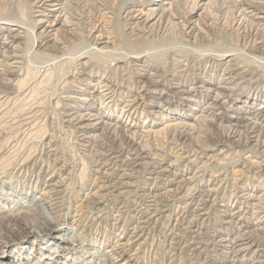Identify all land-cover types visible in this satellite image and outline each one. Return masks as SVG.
Here are the masks:
<instances>
[{
  "label": "rangeland",
  "instance_id": "1",
  "mask_svg": "<svg viewBox=\"0 0 264 264\" xmlns=\"http://www.w3.org/2000/svg\"><path fill=\"white\" fill-rule=\"evenodd\" d=\"M96 1L90 9L69 2L61 19L73 24H54L43 44L45 23L34 21L29 0H0V264H264V216L238 198L247 188L264 192V148L207 119L213 92L199 98L220 73L208 61L234 57L241 88L223 113L264 108V41H250L238 13L216 11L224 0ZM252 1L264 16V0ZM165 5L168 19L131 27L129 10ZM187 21L193 39L181 30ZM97 22L106 43L93 42ZM9 28L20 35L11 72L2 57L13 53L2 44ZM143 64L162 77L165 94L146 92L136 119H120L125 100L141 93ZM102 79L113 109L94 86ZM256 79L255 101L245 104ZM195 85L202 87L192 101L174 93ZM85 112L102 113L104 126L69 116ZM130 158L137 164L126 171L121 162ZM256 161L262 171L251 168Z\"/></svg>",
  "mask_w": 264,
  "mask_h": 264
},
{
  "label": "bare ground",
  "instance_id": "2",
  "mask_svg": "<svg viewBox=\"0 0 264 264\" xmlns=\"http://www.w3.org/2000/svg\"><path fill=\"white\" fill-rule=\"evenodd\" d=\"M77 1V0H75ZM96 1V0H94ZM92 0H82V3H84V6L87 7V5H90L92 2H94ZM164 1V0H163ZM178 1V0H177ZM222 1V0H221ZM32 8L36 9L35 12L39 13V17L34 20L37 24L39 23H45V27L44 30H42L44 32V35L42 36V40L41 42H43V44L48 43L51 38H50V34L52 32V28L54 26V24H57L58 22H61L63 25H71L73 24L72 21H69L68 16H65L64 13L62 14V16L64 15V18L61 19V13L64 11V9H66L69 6V2H73V0H29ZM97 2V1H96ZM181 2V0H180ZM164 4H168L169 5V1L160 3L159 5H164ZM172 4V3H171ZM170 4V6H171ZM158 5V4H157ZM197 5V4H196ZM218 5V4H217ZM90 6H93L92 4ZM97 6V5H96ZM198 6V5H197ZM95 7V5H94ZM162 7V6H161ZM223 8L228 9L229 12L232 13H238L240 16V18L237 20V18H235V22L238 23V28L242 29V32L244 34H246L249 38L251 42L254 43H260L264 41V24L263 22H261L262 20H264V16H258L257 14L261 13L260 10H258V8L260 9V7H258L257 5H255V1L252 0H224L223 1V6L217 7L216 11L219 12V10H221ZM93 8V7H92ZM167 8H169V6L167 7L166 5L163 6V8L160 7H153V8H148L145 9L144 8H134L132 10H129L127 12V18L130 21L131 27L135 25H137L140 30L146 28L147 24L151 21V19H153L155 16H158L159 19L161 17H164L167 15V19H168V13H167ZM33 9V10H34ZM87 9H90L87 7ZM95 9V8H94ZM167 10V11H166ZM170 11V10H169ZM66 12V10H65ZM90 12V11H89ZM263 12V11H262ZM159 13V14H158ZM69 14V13H68ZM67 15V14H66ZM72 15V14H71ZM102 15V14H101ZM171 15V14H169ZM99 16V15H98ZM89 17V16H88ZM95 17V16H94ZM71 19V18H70ZM94 21V20H93ZM97 21V20H96ZM125 21V20H124ZM183 21V20H182ZM181 22V21H179ZM79 23V22H78ZM184 23V22H183ZM188 23L189 21H187L185 24H183V26L181 27L182 32H186V37L188 39H193L195 37V35H192L193 33H189L188 32ZM128 24V23H127ZM182 24V23H181ZM68 25V26H69ZM178 25V24H177ZM133 28V27H132ZM137 28V27H136ZM138 28V29H139ZM18 29V28H17ZM49 29V30H47ZM106 29V28H105ZM131 29V28H130ZM137 29V30H138ZM14 29H8L7 33L5 35L4 38V42L2 44H5V47H7L6 45H8L9 48H12V54L10 53H5L2 55L3 58L6 59H10L9 64V72H11L12 70L15 71L18 68L19 64V55H18V49L19 46L14 44L19 38L20 35L18 33H15L14 31H12ZM89 30V29H88ZM18 31V30H17ZM97 32V33H96ZM140 32V31H139ZM96 33V34H95ZM142 33V32H141ZM140 33V35H141ZM147 33L146 32H143ZM90 34L93 37V42L94 44H100V43H106V33L103 31L102 26L100 25V22H97L93 25L92 29L90 30ZM95 34V35H94ZM144 35V34H143ZM141 37V36H140ZM20 41V40H19ZM20 44V43H19ZM2 49V48H1ZM20 50V49H19ZM205 57V56H204ZM205 59V58H204ZM234 57L229 58L228 60H222V61H216V59H212L208 61V65L212 68L211 70H217L219 71V77L217 79H208L207 80V84H209V86L206 89V94L205 95H201L199 98H208V95H210V93L208 92H213V96L210 97V99H208V101L206 102V105L204 107V109L202 111H204L206 114L205 115H209L208 116V120L214 124H217V126L219 125L221 127V125H223L222 123L226 122L227 125L226 126H222L223 128H225L226 130L223 131L224 133H226L227 136L230 137H235L237 140H241L242 138H244L245 140H254L255 143V147L258 150V148H264V108L262 107V104H260L258 107H252V106H246L245 108L242 107H238V106H234L231 110L230 115H227L225 113H223V110H227L226 107L224 106L225 102L230 101L235 94H238V90L241 88V86H239L240 84V79H242V76L240 77V73L237 71V73L234 74V68L233 66H235L237 63L234 62L232 63ZM4 60H0V63H2ZM207 61V60H206ZM200 63V62H199ZM204 63V62H203ZM240 63V62H239ZM5 65L7 63H4ZM30 64V63H29ZM241 64V63H240ZM243 64V63H242ZM206 65V64H205ZM204 65V66H205ZM200 66V65H199ZM238 66V65H236ZM183 68V67H182ZM181 68V69H182ZM203 69V68H202ZM6 70V69H5ZM243 70V69H241ZM138 71H141L142 73H138L141 78H139L136 82L139 84L140 88L138 91H140L141 93L139 94H135L136 96L133 97V99H128L125 100L123 106H121V111H120V115L119 118L122 119L125 117V119H129L130 121H134L133 116H135L137 110L142 106V104L144 103V94L148 91H153V90H159L161 91V94H165V86L162 84V81L160 80L162 77L160 75H158L155 72H151L150 68L148 67V65H140L138 67ZM6 72H8V70H6ZM17 73V72H16ZM9 75V74H8ZM7 75V76H8ZM11 75V74H10ZM252 75V74H251ZM260 76V75H257ZM256 76V77H257ZM5 77V76H4ZM136 77V76H135ZM8 78V77H5ZM4 78V79H5ZM254 78V77H253ZM247 79V78H246ZM260 79V78H259ZM165 81V80H164ZM256 81H258V79H256L255 81L251 82L250 87L247 91H246V101L245 104L247 103H251L253 104V102H251L252 100H254L255 95L253 94L255 91H259L258 86L256 83ZM111 82V81H110ZM136 83V84H137ZM206 83V82H205ZM108 83L102 79L99 82H96V84L94 85L96 87V90L98 88V90L100 89V98H101V102L103 104H105L106 108H111L113 109V106L115 105L113 103V100H111V91H109V87L107 85ZM93 86V87H94ZM202 86H197L195 85V87L193 86L192 88H189L187 90L185 89H180V87L178 86H174L175 91L174 93H178L179 95H181L183 97V99H187L189 98L190 101H192V99L194 98V94L199 91V88ZM182 88V87H181ZM137 89V88H136ZM167 90L171 91L170 89L167 88ZM205 91V90H204ZM252 91V92H251ZM91 93V92H90ZM171 93V92H170ZM167 94V93H166ZM90 95V94H89ZM197 96V95H196ZM94 97V96H93ZM99 98V96H97ZM122 98V97H121ZM132 98V97H131ZM198 99V97H197ZM150 100V99H149ZM201 100V99H200ZM164 101V100H163ZM196 101V100H195ZM193 101V102H195ZM156 100H152L150 101V105L155 104ZM199 102V101H198ZM262 102V101H261ZM161 103V102H160ZM114 104V105H113ZM197 104V103H196ZM250 105V104H249ZM165 106V105H164ZM249 108V109H248ZM251 108V109H250ZM141 109V108H140ZM225 112V111H224ZM90 112H85V113H81V114H72L69 115L71 116V119L73 121H77V122H81L82 120H84V118H86L87 120H92L93 121L96 119V123H94L95 125H103L104 126V122L101 120L102 119V113L100 116L96 117L95 115H93V113ZM203 114V113H202ZM97 115V114H96ZM206 117V116H205ZM227 117V118H226ZM95 118V119H94ZM68 120V119H67ZM114 126V127H113ZM84 127H86L84 125ZM83 127V128H84ZM109 127H113L114 130L118 129V127H116V125H109L107 126V129H110ZM106 128V127H105ZM219 128V127H218ZM187 129V128H186ZM129 129L126 128V131H128ZM205 130V129H204ZM121 131H125V129H121ZM222 131V130H221ZM142 133H144L143 131H141ZM87 135V134H86ZM134 136V135H133ZM138 136V135H137ZM142 136V135H141ZM128 137V135H127ZM142 139V138H141ZM50 142V141H49ZM90 146V145H89ZM207 146V145H206ZM258 147V148H257ZM96 148V147H95ZM146 148V147H145ZM233 150V149H232ZM202 151V150H201ZM170 152V151H169ZM252 152V151H251ZM116 154V153H115ZM144 155V154H143ZM155 155V153H154ZM153 155V156H154ZM254 155V154H253ZM95 156V155H94ZM140 156V155H139ZM211 156V155H210ZM112 159H116V157H111ZM192 158V157H191ZM93 159V158H92ZM132 159V161H131ZM252 159V158H251ZM106 160V159H105ZM130 161L128 162H121V166L125 167L124 169L127 171L128 169H126L127 166L132 165H136L137 163H135V158H130ZM217 160V159H216ZM244 161V160H243ZM246 161V160H245ZM249 161V160H248ZM252 161V160H251ZM99 162V161H98ZM257 163H253L251 165V168H257V169H261L262 168V164L261 162L256 161ZM114 163V162H113ZM246 163V162H244ZM250 163V162H249ZM168 165V164H167ZM244 165V164H243ZM249 165V164H248ZM100 166V165H99ZM250 166V165H249ZM242 167V166H241ZM246 168V167H245ZM123 169V168H122ZM123 169V170H124ZM256 169V170H257ZM264 169V168H263ZM261 169V171L263 170ZM95 170V169H93ZM247 170V169H246ZM111 171V170H110ZM159 171V170H158ZM172 171V170H171ZM199 171V170H198ZM242 171V170H241ZM101 172V171H100ZM253 172V171H252ZM212 174V173H211ZM216 174V173H215ZM241 174V173H240ZM194 175V174H193ZM264 175V174H263ZM123 176H127V173H123ZM158 176V175H157ZM122 177V176H121ZM153 177V176H152ZM220 177V176H219ZM224 177V176H223ZM259 177V176H258ZM162 178V176H161ZM194 178V177H192ZM230 178V177H229ZM236 178V177H235ZM245 178V177H244ZM264 178V177H263ZM226 180V178L224 179ZM228 180V179H227ZM238 181V180H237ZM61 182V181H60ZM223 182V181H222ZM221 182V183H222ZM122 183V182H121ZM214 183V182H213ZM244 183V182H243ZM108 184V183H107ZM159 184V183H158ZM209 185V184H208ZM218 185V184H217ZM216 185V186H217ZM228 185V184H227ZM199 186V185H198ZM179 187V186H178ZM215 187V186H214ZM231 187V186H230ZM234 188V187H233ZM236 188V186H235ZM241 188V187H239ZM245 188V187H244ZM259 188V187H258ZM224 189V188H223ZM230 189V188H229ZM49 190V189H48ZM209 190V189H208ZM218 190V188H217ZM211 191V190H210ZM228 191V190H227ZM232 191V190H231ZM234 191V190H233ZM262 191V190H261ZM50 192V191H48ZM167 192V191H166ZM165 192V193H166ZM204 192V191H203ZM207 192V191H206ZM225 192V191H224ZM174 193V192H173ZM209 193V192H208ZM238 193V192H237ZM236 193V194H237ZM242 193V191H241ZM259 193V194H258ZM50 194V193H49ZM97 194V193H96ZM147 194V193H146ZM170 194V193H169ZM206 194V193H205ZM204 194V195H205ZM233 194V192H232ZM240 194V193H239ZM44 195V194H43ZM168 195V193L166 194ZM225 195V194H224ZM41 196V195H40ZM178 196V195H177ZM212 196V194H211ZM97 197V196H96ZM44 198V197H43ZM169 198V197H168ZM202 198V197H201ZM218 198V197H217ZM236 198V197H235ZM238 198L242 200V202L245 204L244 206L249 207V209H254L255 214H262V216H264V192L260 193V190H258L257 188H251L248 190L244 189V192L240 195H238ZM204 199V198H202ZM201 199V200H202ZM48 200V199H47ZM91 200V199H90ZM100 200V199H99ZM200 200V201H201ZM234 200V199H233ZM55 201V200H54ZM94 201V200H93ZM162 201V200H161ZM170 201V200H169ZM90 202V201H89ZM99 202V201H97ZM151 202L152 205H154L155 203H157V201L155 202V200H152ZM95 203V202H94ZM201 206L198 207L199 210H202V205L203 202H201ZM241 203V202H240ZM89 204V203H88ZM139 205V204H138ZM158 205V204H157ZM96 206V205H95ZM100 206V205H99ZM125 206V205H124ZM197 206V205H195ZM199 206V205H198ZM98 207V206H97ZM106 207V206H105ZM118 207V206H117ZM205 207V206H204ZM155 208V206H154ZM164 208V207H163ZM196 208V207H195ZM227 208V207H226ZM92 209V208H91ZM98 209V208H97ZM96 209V210H97ZM100 209V208H99ZM197 209V208H196ZM240 209V208H239ZM95 210V209H94ZM117 210V209H116ZM158 210V209H157ZM128 211V210H127ZM196 211V210H195ZM158 212V211H157ZM201 212V211H200ZM233 212V211H232ZM100 213V212H99ZM197 213V211H196ZM199 214V213H198ZM258 217V216H257ZM263 218V217H262ZM190 224V223H189ZM188 225V224H187ZM142 226V225H141ZM144 230V229H143ZM187 230V229H186ZM135 233V232H134ZM179 234V233H178ZM181 234V233H180ZM201 234V233H200ZM118 237V236H117ZM185 237V236H184ZM191 237V236H190ZM185 239V238H184ZM241 237H238V241L241 240ZM177 240V239H176ZM228 241V240H227ZM230 242V241H229ZM237 242V241H236ZM117 243V242H116ZM120 243V242H119ZM123 244V243H122ZM184 244V243H183ZM226 244V243H225ZM114 245V244H113ZM116 245V244H115ZM113 247V246H112ZM113 252V251H112ZM259 263V262H258Z\"/></svg>",
  "mask_w": 264,
  "mask_h": 264
}]
</instances>
